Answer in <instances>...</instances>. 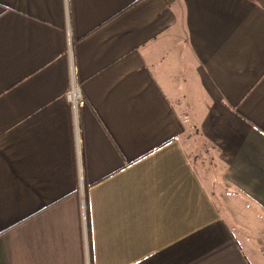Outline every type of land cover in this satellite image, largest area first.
Segmentation results:
<instances>
[{"label":"crops","instance_id":"0c3cea01","mask_svg":"<svg viewBox=\"0 0 264 264\" xmlns=\"http://www.w3.org/2000/svg\"><path fill=\"white\" fill-rule=\"evenodd\" d=\"M67 1L0 0V264H264V0Z\"/></svg>","mask_w":264,"mask_h":264},{"label":"built area","instance_id":"2783aa9c","mask_svg":"<svg viewBox=\"0 0 264 264\" xmlns=\"http://www.w3.org/2000/svg\"><path fill=\"white\" fill-rule=\"evenodd\" d=\"M67 0H65V5L67 4ZM65 99L70 104L73 118H74V124H75V131L78 132V116L81 108L84 107L85 101L83 98V93L81 89V85L79 81L76 78L75 71L73 69V66L71 65L70 68V83L69 87L65 92Z\"/></svg>","mask_w":264,"mask_h":264}]
</instances>
